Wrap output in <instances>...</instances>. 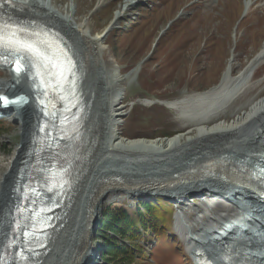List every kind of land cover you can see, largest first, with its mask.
<instances>
[{
	"label": "bare ground",
	"instance_id": "1",
	"mask_svg": "<svg viewBox=\"0 0 264 264\" xmlns=\"http://www.w3.org/2000/svg\"><path fill=\"white\" fill-rule=\"evenodd\" d=\"M12 1L17 15L35 19L53 28L71 49L79 69L78 86L86 105L83 137L79 147V152L84 158L78 165L80 176L65 201L64 209L45 248L49 250L50 244L56 242L53 253L55 256L58 253V259L55 264H60L61 258L65 260L62 264H70L72 255H75L73 264H85L92 259L94 254L88 244L90 227L101 204L106 199L117 196L120 191H127L131 196L145 193L175 198L176 203L183 207L191 206L182 199L193 194L204 196L210 193L227 198L228 201L235 199L238 204L246 205L249 212L238 220L247 218L245 223L248 227H258L256 232L261 233L260 238L242 230L237 232L238 235L236 233L230 238L213 242V237L218 235V232L227 230L228 222L221 226H211V221L208 220L209 225L197 222L192 226H185L182 207L176 214L179 230L185 234L190 250L205 247L210 250L214 264H264V193H259V187L263 185L255 182L260 163L264 162V99L255 101L230 121L223 117L251 87L256 70L264 64V47L257 54L258 57H254L236 75L232 71L233 65L227 64L219 84L214 88L183 96L166 104L178 114L182 124L190 127L187 133L178 132L171 137L152 140L126 139L121 135L120 129L122 118L127 114L124 107L125 94L122 93V99V94L116 96L109 104L108 109L111 108V111L107 117L99 108V104L106 102L99 90L101 85H105V79L102 81L103 76L99 72V60L107 49L106 39L115 22L105 29L108 34L104 30L96 36H91L89 20L86 18L82 22H76V13L60 15L49 6L50 4H42L37 0ZM249 8L250 5L246 9L247 12ZM139 68L140 65L128 75L121 76L117 82L135 78ZM11 87L12 91L19 94L25 110L16 107V103H13L14 107L4 108L12 104L4 105L0 100L1 119L9 109L14 117L19 114L24 117H21L22 123L14 118L20 125L22 145L20 149L16 147V150L19 149L16 159H12L11 164L0 174V213L3 211L5 214L4 224H0V227L4 241L12 236L14 217L11 212L16 199L13 188H16L17 182V178L13 182V177L18 176V163L26 146L31 145V138L39 131L41 116L29 94L28 84L23 80H16L11 76L0 80V96ZM107 91L113 95L116 94L117 88L111 87ZM33 104L34 114L31 113ZM108 133L110 136H107ZM118 155L124 157L121 158L123 161L113 165L112 159ZM103 159L106 162L104 161L103 167L100 168L98 163ZM125 159L142 160L149 162V165L133 168ZM25 192L36 194L38 191L26 188ZM81 209L88 214L87 225L84 224L85 219L82 220V225L81 222L79 225L75 223L77 212ZM214 223L218 221L215 220ZM21 238L13 237L17 240ZM47 253L50 254L42 251L35 256L34 264L45 263L49 258Z\"/></svg>",
	"mask_w": 264,
	"mask_h": 264
},
{
	"label": "rangeland",
	"instance_id": "2",
	"mask_svg": "<svg viewBox=\"0 0 264 264\" xmlns=\"http://www.w3.org/2000/svg\"><path fill=\"white\" fill-rule=\"evenodd\" d=\"M37 1L50 4L51 8L63 16L68 12L71 15L76 13L75 20L78 23L87 18L91 36L102 33L111 23L115 22L106 39L107 49L104 51L103 58L99 60L101 64L99 72L103 76L102 81L105 79L104 87L101 85L99 90L106 100L99 104V108L102 110L101 113H105L107 117L111 111V108L108 109L109 104L116 96L125 94L124 107L127 114L122 118L123 124L120 129L121 135L126 139L147 138L152 140L162 137L159 135L163 132H173L174 135L184 131L187 133L190 127L182 124L178 114L165 104L183 96L214 88L219 84L227 64L233 65L230 64L233 74L236 75L264 47V0ZM131 3L135 4L131 5ZM114 4L117 8L111 10L109 7ZM248 5H250L249 13L247 12L248 15L244 17ZM128 22L131 23L124 27ZM159 38V44L154 48ZM138 65L140 68L135 78H126L120 83L117 82L121 76L128 75ZM9 76V72L0 67V80L7 79ZM110 86L117 88L116 94H109L107 90L111 88ZM8 91L0 97H4L2 100L4 105H12L4 108H11L15 105L24 109L19 94L12 91V87ZM263 99L264 64L256 70L247 93L223 117L226 121H230L237 114L247 110L255 101ZM13 103L16 104L13 105ZM96 105L98 106V103ZM1 106H3L2 103ZM11 111L9 109L6 113L4 112V117L0 119L8 125L5 127L7 131H4L0 137V174L11 164L12 159H16L20 145H22L18 121L22 123L24 117L20 114L14 117ZM31 113H35L34 104ZM108 134L107 136H110V133ZM17 146L19 149L16 150ZM121 158L124 157L119 155L116 158L113 157L112 164H121L123 161ZM104 161L103 159L98 163L100 168L106 162ZM125 161H128L133 168L149 165V162L137 159H125ZM150 164L153 163L150 162ZM15 176L13 182L17 178ZM196 196L193 194V196L182 199L191 206L183 207L176 203L175 213L179 211V208H183L184 219L190 226L197 222L209 225L208 220L211 221V226H216L218 223L214 222L217 215L223 214L226 208L223 207L206 217L205 211H208V207L200 203ZM197 197L203 198V196ZM159 198L168 203L172 202L164 196H151L145 193L131 196L127 191H120L117 196L106 199L101 204L90 227L89 239L95 259L93 256L85 264H105L107 255L105 257L103 252L105 248L103 237L98 235L97 231L93 235L92 227L95 221L98 224L102 222L108 208L115 207L114 204H117L135 209L141 199L156 201ZM86 214L83 209L79 210L75 223L79 225L81 222L80 225H82V220L85 219L84 224L87 225L88 214ZM172 232L171 236L167 232L165 239L154 234L150 237L141 236L139 241H143L138 245L135 243L136 248L133 244L132 251L138 252L140 256L143 245L145 255L142 258L138 257V261H133V264H194L192 256L187 254L184 244L185 234L181 230L175 231L174 228ZM100 233L102 236H111L104 230ZM126 243L130 245L129 242ZM152 243L155 245L153 252H151ZM55 244H50L48 250L50 254L47 253L49 258L43 264H55L58 259V253L56 256L53 253ZM112 257L111 255L110 261L113 263L126 264L122 257L113 259ZM74 258L75 255H72L70 264L74 263ZM59 261L62 264L65 260L61 258Z\"/></svg>",
	"mask_w": 264,
	"mask_h": 264
},
{
	"label": "trees",
	"instance_id": "3",
	"mask_svg": "<svg viewBox=\"0 0 264 264\" xmlns=\"http://www.w3.org/2000/svg\"><path fill=\"white\" fill-rule=\"evenodd\" d=\"M109 8L113 10L117 6L114 4ZM130 23H125L124 27H127ZM159 41L160 38L155 43V47L158 46ZM6 126H8L7 123L0 121V137L4 131H7ZM173 135V132H163L159 136L171 137ZM114 205L115 207L107 209L104 219L97 228V234L103 237L104 240V255L108 257H106L105 264H122V262L113 263L110 261L111 255L113 256L112 259L122 257L126 264H133V261H138V257L141 256L142 258L145 255L142 246L140 256L138 252L134 253L132 251L133 244L134 247L135 243L140 244L139 239L141 236L146 237L148 235L147 237H150L154 234L165 239L167 232L170 236L173 233V216L175 213L173 203H168L159 198L156 201L141 199L135 209L123 205ZM103 230L111 236H102L100 232ZM126 242H129L130 245Z\"/></svg>",
	"mask_w": 264,
	"mask_h": 264
},
{
	"label": "snow or ice",
	"instance_id": "4",
	"mask_svg": "<svg viewBox=\"0 0 264 264\" xmlns=\"http://www.w3.org/2000/svg\"><path fill=\"white\" fill-rule=\"evenodd\" d=\"M40 44L38 40L26 38L23 29L0 25V62H14L13 71L17 78L23 75L27 79L31 75L29 69H35L42 84L49 83L44 76L63 79L64 65H71L70 57L63 50H59L57 55L51 45L41 47ZM60 57H63V62ZM24 60L29 63H22ZM0 100H4V97H0Z\"/></svg>",
	"mask_w": 264,
	"mask_h": 264
},
{
	"label": "water",
	"instance_id": "5",
	"mask_svg": "<svg viewBox=\"0 0 264 264\" xmlns=\"http://www.w3.org/2000/svg\"><path fill=\"white\" fill-rule=\"evenodd\" d=\"M106 33L108 34V30L106 31ZM258 57V56H257ZM83 134V133H82ZM82 137L83 136H80V138L77 139V141L75 142V147L76 149L79 151V147H80V144H81V141H82ZM31 145L29 146V144L26 146V149L24 151V153L22 154L21 158H20V162L18 163V168H17V171H18V175L23 171V166L26 165V168L29 166V162H30V159L32 158V155L35 154V149H36V138L33 136L31 138ZM81 162L82 160H84V158H82V153H81ZM80 162V164H81ZM76 172H75V175H74V181H73V186L70 188V189H67L65 192H63V198H62V202L61 204H59L58 206V209H57V215H56V221L58 220V218L60 217L63 209H64V206H65V201H67V199L69 198L70 196V193H71V190L73 189V187L75 186V184L77 183V180L79 179V166H77V168H75ZM18 177V176H17ZM13 190L15 191L16 193V199H15V204L12 206V212L11 214L13 215L15 210H16V207L17 206H20L21 204V201H20V189L17 188V185H16V188H13ZM11 215V216H12ZM4 220H5V214L3 213H0V224H4ZM99 224L97 221H95V225L92 227V234L94 235V233H96L97 231V228H98ZM54 227L51 228L50 232H49V235L47 237H45V242L41 244L40 247H42L39 251H36L33 249V247L31 246H25V248H23L22 252L18 253L17 252V249H14L13 252H12V255H11V259L13 260L14 264L18 263V264H34L36 258L35 256L38 255L39 253H41L42 251H47L48 252V248L45 249L46 247H44L46 245V242L48 241V238L50 236V234L52 233V230H53ZM2 231H1V227H0V264L2 263V255H3V251L4 249L6 248V240L4 241L2 239ZM22 242V241H21ZM24 243V242H22ZM88 244H89V247L91 249H93L92 247V244H91V241L90 239H88Z\"/></svg>",
	"mask_w": 264,
	"mask_h": 264
}]
</instances>
